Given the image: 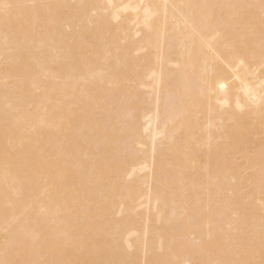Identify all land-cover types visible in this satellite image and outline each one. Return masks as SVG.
Masks as SVG:
<instances>
[{"label": "bare ground", "instance_id": "obj_1", "mask_svg": "<svg viewBox=\"0 0 264 264\" xmlns=\"http://www.w3.org/2000/svg\"><path fill=\"white\" fill-rule=\"evenodd\" d=\"M5 3L0 259H259L261 0Z\"/></svg>", "mask_w": 264, "mask_h": 264}, {"label": "snow or ice", "instance_id": "obj_2", "mask_svg": "<svg viewBox=\"0 0 264 264\" xmlns=\"http://www.w3.org/2000/svg\"><path fill=\"white\" fill-rule=\"evenodd\" d=\"M261 22H260V35H261V48L262 54H264V0H261ZM14 6L11 4H2L0 8L3 10V16L5 24L11 19L9 9ZM209 22H214V18L210 17ZM247 182L254 181V176H246ZM259 179L261 185L264 186V153L261 155ZM256 241L247 232H241L233 241V248L231 254L237 258H226L217 261H212L210 264H264V219H262L260 238H259V259H255ZM5 258L0 259V264H119L117 261L111 260H97V259H49L44 261H34L28 259H8V253L5 251Z\"/></svg>", "mask_w": 264, "mask_h": 264}]
</instances>
